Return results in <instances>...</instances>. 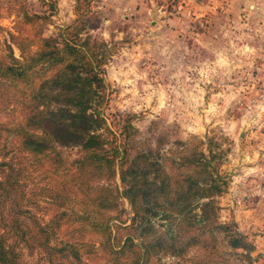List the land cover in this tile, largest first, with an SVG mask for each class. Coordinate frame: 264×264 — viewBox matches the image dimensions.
I'll use <instances>...</instances> for the list:
<instances>
[{
  "label": "rangeland",
  "instance_id": "rangeland-1",
  "mask_svg": "<svg viewBox=\"0 0 264 264\" xmlns=\"http://www.w3.org/2000/svg\"><path fill=\"white\" fill-rule=\"evenodd\" d=\"M74 6L75 0H0V57L9 45L19 57L22 37H57L75 18ZM92 9L96 27L89 33L115 43L102 75L100 115L106 127L101 133L114 140L123 158H117L113 174L97 172L96 182L115 196L106 212L109 240L88 226L81 234L58 237H77L83 264H127L115 253L119 241L132 234L134 215L123 194L121 169L139 152L164 160L181 147L178 141L197 137L212 140L219 173L228 180L214 197L219 221H234L255 245L253 264H264V0H94ZM24 11L33 16V25L22 19ZM0 120H8L6 110ZM57 150L59 158L23 161L25 199L34 200L33 211L44 224L98 218L76 214L81 202L71 177L57 174L76 172L80 147ZM220 249L219 258L206 264L237 263L228 261L222 243ZM39 258L23 255L40 264ZM162 261L176 260L163 256Z\"/></svg>",
  "mask_w": 264,
  "mask_h": 264
},
{
  "label": "trees",
  "instance_id": "trees-1",
  "mask_svg": "<svg viewBox=\"0 0 264 264\" xmlns=\"http://www.w3.org/2000/svg\"><path fill=\"white\" fill-rule=\"evenodd\" d=\"M93 1L75 0V18L57 37H22L19 57L10 45L0 57V112L8 113V120H0V264H39L23 259L35 253L40 264H83L77 237H58L59 232L81 234L88 226L109 240L106 212L115 205V196L96 182L97 172L113 174L123 155L101 133L106 127L100 115L102 75L115 43L89 33L96 27ZM21 16L33 25L32 15L24 11ZM178 142L181 147L164 160L139 152L121 169L123 194L134 215L132 234L121 245L119 241L115 253L127 258V264H206L219 258L222 243L228 261L253 264L255 245L234 221L221 222L217 216L214 197L228 184L219 173V154L197 137ZM69 145L83 152L76 172L59 169L57 174L71 177L81 202L76 214L98 218L44 224L33 211L34 200L25 199L22 164L59 158L57 147ZM55 196L64 202L63 195ZM108 248L112 251L110 243ZM191 249L199 251L188 256ZM163 256L176 261L165 263Z\"/></svg>",
  "mask_w": 264,
  "mask_h": 264
}]
</instances>
